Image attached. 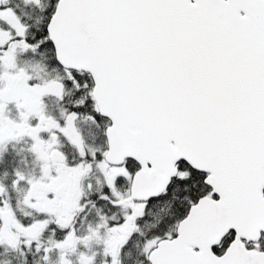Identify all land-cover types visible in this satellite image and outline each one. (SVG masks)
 I'll return each instance as SVG.
<instances>
[{"label": "snow or ice", "instance_id": "1", "mask_svg": "<svg viewBox=\"0 0 264 264\" xmlns=\"http://www.w3.org/2000/svg\"><path fill=\"white\" fill-rule=\"evenodd\" d=\"M0 264H264V0H0Z\"/></svg>", "mask_w": 264, "mask_h": 264}]
</instances>
